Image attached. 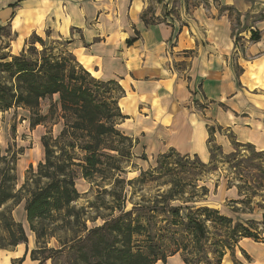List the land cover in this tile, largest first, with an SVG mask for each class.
I'll return each mask as SVG.
<instances>
[{"label": "crops", "instance_id": "1", "mask_svg": "<svg viewBox=\"0 0 264 264\" xmlns=\"http://www.w3.org/2000/svg\"><path fill=\"white\" fill-rule=\"evenodd\" d=\"M34 38L59 44L92 78L121 87L117 128L136 156L174 150L207 164L209 127L225 155L233 144L264 152V0H0V55L17 56ZM218 195L239 200L225 184ZM224 210L244 222L264 214ZM20 214L19 224L24 205ZM234 263L264 264V236L240 240L221 262ZM156 264L184 263L176 254Z\"/></svg>", "mask_w": 264, "mask_h": 264}, {"label": "trees", "instance_id": "2", "mask_svg": "<svg viewBox=\"0 0 264 264\" xmlns=\"http://www.w3.org/2000/svg\"><path fill=\"white\" fill-rule=\"evenodd\" d=\"M153 23V22H152ZM251 41L258 39L257 35L252 34ZM38 45L43 49V52H50V49L61 48L63 56L67 58L54 57L51 53L43 55L41 61L28 60L26 52L31 48L34 49ZM77 65V66H75ZM76 67H78L79 74H76ZM0 72L8 74V80L0 79V112H7L11 109H23L29 113L30 127L44 126L47 121L51 119V106L58 107L62 112L59 122L56 125L60 126L57 135L52 138L54 142L51 143V138L45 134L40 139L41 148L43 151V159L37 164L36 171L30 170V174L25 178L20 192L26 191L32 184L34 189L28 191V198L24 202V211L28 230L34 235L36 245H39L41 240L54 239L53 235H46L42 222L45 221H58V217L65 226H70L80 219L81 210H76L72 207L79 196L76 189L74 178L70 171L71 165H75L69 156L63 159L62 153L56 155V141L61 137L72 136L79 132L80 139H87L86 143L79 149L85 154L80 165L81 179L92 183L91 178L94 174H102L103 166L102 159H109L115 162V155L120 154L119 151L110 146L102 147L104 137H109L112 134L120 136V142H131L132 148L134 142L131 138L118 130L117 124L108 127L106 122H110L111 116L110 105H114L119 98L123 95V90L115 82L103 83L92 78L86 71H84L74 60V58L67 53V51L59 44L46 46L39 38H34L33 42L17 56H3L0 55ZM98 87H108L110 92L116 91L119 97L115 101L113 97L108 98V101H100L96 97V90H93L90 85ZM108 91V89H107ZM55 97V98H54ZM51 101V105L44 111H40V107L46 100ZM118 106V105H117ZM46 113V114H43ZM65 114H70L69 123H64L66 118ZM119 121L123 119L118 108ZM118 121V122H119ZM72 132V133H71ZM208 151L210 155L207 164L201 163L196 157L194 159L201 166H214L215 154L219 153L226 160H232L238 154L235 148L233 152L225 155L222 153L220 147L216 146L213 142V128H208ZM120 134V135H119ZM248 147L256 157L264 158V152L258 153L253 150L250 145L233 144V147ZM68 147L74 149V144L69 143ZM175 153L174 150H169L158 156L159 159H166L170 154ZM110 154H115L111 156ZM122 155V154H121ZM176 155H178L176 153ZM180 156V155H179ZM188 156H181V158ZM145 160L144 157H141ZM77 165V164H76ZM77 165V166H78ZM111 171H119V167L115 165H107ZM216 167H214L215 169ZM235 168V166L233 167ZM148 173H142L136 182H144ZM150 177L152 175H149ZM154 179H150L152 182ZM45 181V183H42ZM133 181H127L120 178H115L112 182L110 190H102L99 196L106 195L111 198V202H107V215L97 217L92 220L101 219L102 223L88 229L83 225L80 234L75 236L70 242H59L60 249H49L50 252H62L67 250H74L78 254L79 264H156L157 262L165 263L166 260L176 254H179L184 264H191L190 259H199L201 252V243L208 238L207 223L223 226L227 229L229 239L235 240L234 250L228 252L231 257L234 256V251L238 242L242 239H251L254 242H262L264 236V214L262 221L257 223L254 221H237L233 224V220L219 213L218 210L204 209L203 219L198 220L194 218L193 213L189 211L186 215L188 222L184 224L183 217L180 214V208L169 207V214L173 218L170 225L182 227L184 233H187V239L176 245L174 251L169 255H162L158 258L156 251L158 244L155 242V235L168 229V226L155 228L153 218L157 213L152 207H147V211L141 215H135L137 211L133 208L129 211L125 209L126 194L124 193L126 185L132 184ZM229 188L235 187L239 194V200L230 201L231 211L233 213L251 214L254 210L247 208L241 210L237 206H249L252 199L256 195L257 189L248 193L239 186H228ZM163 197H168L171 200V191L165 193ZM15 195L12 191L6 190L3 185H0V208L7 202L13 200ZM99 199V198H98ZM167 199V200H168ZM234 206V207H233ZM90 207L97 209L95 205ZM258 209H263L258 207ZM155 213V214H154ZM154 214V215H153ZM70 220H73L71 223ZM15 223V231L8 230L9 236L12 239L10 247H16L20 244H26L27 236L21 224ZM41 223L40 230L36 225ZM232 228L230 230V226ZM145 236L146 241L141 248H135L134 238ZM183 242V243H182ZM71 243L72 245H68ZM216 251L217 261L216 264H221L226 253L224 252L226 243L218 242ZM44 251L32 250L30 259L36 261L37 264H44L50 261V257H44L38 260L35 255ZM190 258V259H189ZM22 260V259H21ZM238 264V263H234Z\"/></svg>", "mask_w": 264, "mask_h": 264}, {"label": "rangeland", "instance_id": "3", "mask_svg": "<svg viewBox=\"0 0 264 264\" xmlns=\"http://www.w3.org/2000/svg\"><path fill=\"white\" fill-rule=\"evenodd\" d=\"M256 35V33H251ZM250 36V38H251ZM241 39L239 38L238 41ZM251 40V39H250ZM51 53L54 57L67 58L63 56L61 48L50 49V52H43V49L36 45L34 49H29L26 52L28 60L41 61L43 55ZM77 66V65H75ZM79 69L76 67V74H79ZM7 81L8 74L0 72V79ZM93 90H96V97L100 101H108V98L113 97L115 101L119 97L118 91L115 88L110 92L108 87H98L94 84L90 85ZM108 89V91H107ZM55 98V97H54ZM52 99H48L42 103L40 111H44L51 105ZM117 101L114 105H110L109 115L112 117L110 122H106L108 127L118 125V106ZM51 119L42 127L32 128L27 121V113L19 109H11L7 112H0V185H3L6 190L12 191L15 198L0 208V264H30L29 258L31 253L32 243L28 237L31 235L27 222H21L27 236L26 244H20L16 247H10L12 239L9 236L8 230L15 231L14 221L20 223L17 219L20 217L21 207L28 198V191L34 189L30 184L26 191L20 192L25 178L30 174V170L36 171L37 164L43 159V151L40 144V137L50 132L48 135L51 138V143L58 133V127L55 125L62 122L60 117L62 112L58 107L51 106ZM64 123H69L70 114H65ZM53 131V132H52ZM72 133V132H71ZM44 134V135H45ZM79 132L75 133V137H61L56 141V155L62 153L64 156H69L75 165H71L68 169L74 178L76 189L79 193L78 199L72 203V207L76 210H81L80 219L70 226H65L58 217V221L42 222L46 235H53L54 239L41 240L39 245L35 244V250L45 249L36 253L35 257L40 261L44 257H50L51 264H79L78 254L76 249L62 252H50L49 249H60L59 242H70L80 234L83 225L88 229L98 226L102 223L101 219L94 220L97 215L105 216L108 214L107 202H111V198L106 195L99 196V193L106 189L110 190L113 180L120 178L125 181H133L132 184L126 185L124 193L126 194L125 209L129 211L136 208L135 215H141L147 211V207H152L157 215L153 218L155 228L168 226V229L155 235V242L158 244L156 249L158 258L162 255H169L174 251L177 244L181 240L187 239V233H184L182 227L170 225L172 221L169 212V207L180 208V214L183 217L184 224L188 222L186 215L191 211L193 217L199 221L203 219L204 209L218 210L224 214L226 209L231 210V205L227 201H223L221 195L215 196L217 188L220 185L239 186L248 193L253 189H257L256 197L252 199L249 206H237L239 209L247 210L251 208L257 210L258 207L264 210V158H258L254 152L248 147H233L237 151V156L232 160H226L219 153L215 154L214 166H201L194 157H183L172 153L168 158L159 159L158 156L149 157L146 155L136 156L131 147V142H120V136L112 134L109 137H104L102 147H114L120 154H110L115 157V162L109 159H102L103 166L102 174H94L91 178L92 183H88L81 179V168L84 153L79 149L84 145L87 139H80ZM74 144V149H70L68 144ZM165 153H168L165 152ZM122 154V155H121ZM144 157L145 160H142ZM78 166H77V165ZM115 165L119 167V171H111L107 165ZM235 166V168H233ZM214 167H216L214 169ZM148 173L144 182H136L142 173ZM149 175H152L151 177ZM150 179L152 182H150ZM42 183H45L43 181ZM171 191L172 199L163 197L165 193ZM99 198V199H98ZM168 199V200H167ZM226 202V203H225ZM95 205L97 209L90 207ZM234 207V206H233ZM18 212V213H17ZM155 214V213H154ZM153 214V215H154ZM232 214V213H231ZM241 214V213H238ZM233 224L237 221L244 222V218L231 215ZM71 223L73 220H70ZM41 223L36 225L41 228ZM208 238L201 243V252L199 259H190L191 264H216L218 242L226 243L224 252L227 254L234 250V238L229 239L227 229L219 225V223L209 224ZM232 225L230 226V230ZM186 238V239H185ZM146 237L140 236L134 238L135 248L143 249ZM183 243V242H182ZM28 245V246H27ZM68 245H72L69 243ZM30 247V249H28ZM25 249V250H24ZM18 250V251H17ZM30 250V251H29ZM24 251V254L22 255ZM13 255L19 258L14 260ZM22 255V257H21ZM22 259V260H20Z\"/></svg>", "mask_w": 264, "mask_h": 264}]
</instances>
